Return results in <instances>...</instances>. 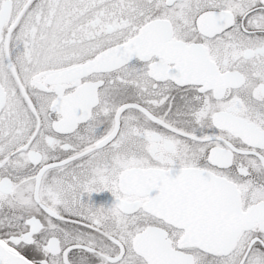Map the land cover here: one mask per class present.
I'll use <instances>...</instances> for the list:
<instances>
[{
    "label": "snow or ice",
    "instance_id": "6c2138e0",
    "mask_svg": "<svg viewBox=\"0 0 264 264\" xmlns=\"http://www.w3.org/2000/svg\"><path fill=\"white\" fill-rule=\"evenodd\" d=\"M0 264H264V0H0Z\"/></svg>",
    "mask_w": 264,
    "mask_h": 264
},
{
    "label": "flooded vegetation",
    "instance_id": "af4514ba",
    "mask_svg": "<svg viewBox=\"0 0 264 264\" xmlns=\"http://www.w3.org/2000/svg\"><path fill=\"white\" fill-rule=\"evenodd\" d=\"M114 199H115L114 196L109 191H103V192H99V193H96V192L92 193L90 201H89V197H88L87 194L84 196V200L86 202H91L92 204H94L97 207H99L101 205L110 206L114 202Z\"/></svg>",
    "mask_w": 264,
    "mask_h": 264
}]
</instances>
